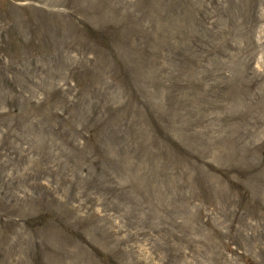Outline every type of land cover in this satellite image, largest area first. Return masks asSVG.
Returning <instances> with one entry per match:
<instances>
[{
  "label": "rangeland",
  "instance_id": "rangeland-1",
  "mask_svg": "<svg viewBox=\"0 0 264 264\" xmlns=\"http://www.w3.org/2000/svg\"><path fill=\"white\" fill-rule=\"evenodd\" d=\"M0 264H264V0H0Z\"/></svg>",
  "mask_w": 264,
  "mask_h": 264
}]
</instances>
